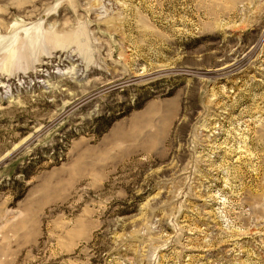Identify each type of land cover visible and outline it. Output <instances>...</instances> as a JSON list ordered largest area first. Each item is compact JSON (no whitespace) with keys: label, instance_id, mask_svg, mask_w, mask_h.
I'll return each mask as SVG.
<instances>
[{"label":"rangeland","instance_id":"1","mask_svg":"<svg viewBox=\"0 0 264 264\" xmlns=\"http://www.w3.org/2000/svg\"><path fill=\"white\" fill-rule=\"evenodd\" d=\"M0 84V264H264V0H0Z\"/></svg>","mask_w":264,"mask_h":264},{"label":"bare ground","instance_id":"2","mask_svg":"<svg viewBox=\"0 0 264 264\" xmlns=\"http://www.w3.org/2000/svg\"><path fill=\"white\" fill-rule=\"evenodd\" d=\"M34 36V35H33ZM43 37H45V36H43ZM43 37H41V36H38L37 38H29L28 39V41H29V46L31 47L32 45H35V44H38V42H40L41 40H42V38ZM48 37L49 38H45L44 40H43V42H45L47 39H48V42L47 43H49V44H53L54 43V40H56V39H58V37H55V36H53V35H48ZM46 43V44H47ZM58 44L60 43V42H57ZM56 44V43H55ZM21 45V44H20ZM60 45V44H59ZM28 46V45H27ZM61 46V45H60ZM37 47V46H36ZM13 58H12V55H9L8 54V56L5 58V61L6 62H9V63H11V60H12ZM52 66V65H51ZM59 74V73H58ZM61 74H63V73H61ZM66 74V73H65ZM3 85H1L0 84V87H2Z\"/></svg>","mask_w":264,"mask_h":264}]
</instances>
